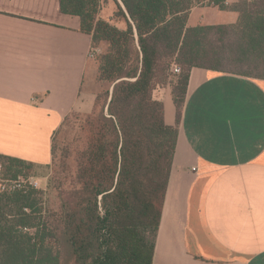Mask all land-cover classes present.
Masks as SVG:
<instances>
[{
    "label": "trees",
    "instance_id": "16d2710c",
    "mask_svg": "<svg viewBox=\"0 0 264 264\" xmlns=\"http://www.w3.org/2000/svg\"><path fill=\"white\" fill-rule=\"evenodd\" d=\"M113 1L125 28L98 17L101 0H59L62 13L79 18L92 48L107 44L97 72L109 86L90 113L73 114L84 144L75 152L77 186L57 216L40 205L39 190L0 191V264H62L55 241L74 264H152L191 68L264 79V0H236L235 23L194 26L187 25L194 0ZM168 59L181 72L176 81H159ZM168 83L174 125L153 98L156 86ZM51 152L53 159V145Z\"/></svg>",
    "mask_w": 264,
    "mask_h": 264
},
{
    "label": "crops",
    "instance_id": "0c3cea01",
    "mask_svg": "<svg viewBox=\"0 0 264 264\" xmlns=\"http://www.w3.org/2000/svg\"><path fill=\"white\" fill-rule=\"evenodd\" d=\"M234 2L187 25L235 23ZM79 27L59 0H0V154L48 164L66 115L93 109ZM153 98L174 125L170 84ZM152 264H264V79L191 68Z\"/></svg>",
    "mask_w": 264,
    "mask_h": 264
},
{
    "label": "rangeland",
    "instance_id": "374dc122",
    "mask_svg": "<svg viewBox=\"0 0 264 264\" xmlns=\"http://www.w3.org/2000/svg\"><path fill=\"white\" fill-rule=\"evenodd\" d=\"M219 4L226 6V3L222 0L217 3H212L208 0H194V7L201 9L209 15H212L213 11L219 10ZM116 10L117 8L113 0H101L98 17L109 20L119 28H125L124 21L114 15ZM215 19L223 20L221 17L216 18V16ZM106 50L107 44L102 42L90 50V52H94L93 57L88 55L90 63L85 72L83 88H92L96 94L103 92L109 86V83L100 80L98 78V72L96 73L98 57ZM174 64L176 63L173 61L169 62V59L164 61L163 68L158 75L159 81H176L181 69L179 72H174L172 70ZM94 107L95 102L93 109ZM88 113L72 111L68 114L69 119L63 127L56 129L52 136L54 157L50 163L35 164L33 166H27L26 164L14 166L8 160L0 159V189L4 185L6 188H11L12 191L16 189L29 190L31 188L39 190L40 205L53 216H57L60 211V205L64 201L63 199L67 200L72 188L77 186L75 152L84 144V140L79 133V124L75 122L77 119H74L73 114L78 117H83ZM15 171H17V176L13 177ZM52 251L59 252L62 264H74L73 260L68 262L70 253L67 247L61 243L53 242Z\"/></svg>",
    "mask_w": 264,
    "mask_h": 264
},
{
    "label": "built area",
    "instance_id": "2783aa9c",
    "mask_svg": "<svg viewBox=\"0 0 264 264\" xmlns=\"http://www.w3.org/2000/svg\"><path fill=\"white\" fill-rule=\"evenodd\" d=\"M208 1H211L212 3H217V2H219L220 0H208ZM224 3H227V0H222ZM89 55L91 56V57H93L94 56V52H90L89 53ZM172 70L174 71V72H179L180 71V67L177 65V64H174V66H173V68H172ZM14 188V187H13ZM1 191H8V192H11L12 191V189L11 188H6L4 185H2L1 186V189H0ZM11 190V191H10ZM14 191V190H13Z\"/></svg>",
    "mask_w": 264,
    "mask_h": 264
}]
</instances>
